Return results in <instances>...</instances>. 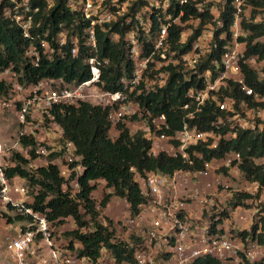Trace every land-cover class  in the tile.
I'll return each mask as SVG.
<instances>
[{"label":"built area","instance_id":"obj_1","mask_svg":"<svg viewBox=\"0 0 264 264\" xmlns=\"http://www.w3.org/2000/svg\"><path fill=\"white\" fill-rule=\"evenodd\" d=\"M10 2L12 7L4 11V16L18 25L25 39H30L33 14L37 12V9L32 10L29 0H10ZM47 3L50 7L52 0H47ZM178 3L185 5L188 0H179ZM170 4V0H67L69 10L87 23L81 34L84 40L83 45L93 52L96 51V30L106 31L118 21H121L122 25H131L130 30L124 34L123 41L127 47L128 57L133 63V72L129 79L120 80L123 86L122 91L109 92L102 89L99 79L102 68L108 64V60H98L96 57L86 59L85 63L89 67L91 76L88 81L78 85L68 84L61 79H48L36 85L24 86L17 81L10 69L0 72V82L8 86L7 99H0V116L5 110H12L20 127L17 141L9 148H4L0 141V206L3 209L8 203L13 206L22 204L28 194L27 188L18 184L20 179L9 180L4 173L5 169L14 166L12 161L14 154L29 159L31 148L22 147L19 143L20 137L33 139L36 144L34 146L36 158L27 164V169L34 170L44 166L48 162L47 156L57 153L59 155L51 163L57 167L63 180L62 191L68 193L70 198L75 197L78 192V177L84 169L80 164V157L75 155L74 145L60 142L63 131L51 115V110L57 106H78L79 103H87L108 109L110 130L115 131L113 137H110L112 140H115L119 134L116 128L118 123L124 124L126 118L136 116L134 120L140 121L137 125L138 131L142 132L144 138L150 142L152 156L164 153L170 157H180L189 165L194 164L187 151L189 147L205 144L207 149H215L221 140L233 139L236 129L255 130L264 127V109H252L245 100L237 102L231 97L218 100L220 89H226L231 82L236 84L245 96L252 97L255 102L264 101L246 85L243 72V66H246L257 73L254 69L257 61L264 62V60H258L257 56L245 57V43L239 41V38L248 34L242 29V21L264 23L258 18V15L264 11H259L253 20L251 17H240L242 8L247 6L251 9V6L247 4V0L233 1L235 13L234 22L230 27L231 36L224 47L220 70H215L216 74L213 76L210 71L202 74L196 72L198 64L211 52L213 40L211 32H201L193 41L191 49L179 58H176L175 52L168 50L169 27L182 25L179 16L173 18L167 14ZM195 8L198 12H202L203 8L200 4H195ZM209 13L213 16L211 10ZM219 14L220 12L217 16H213L214 28L222 26ZM152 17L158 23V27L153 31ZM196 20L199 22L198 19L194 21ZM182 33L179 43L185 42L181 40ZM220 38L225 39V36L221 35ZM69 39L72 44L71 54L76 56L78 38L70 36ZM110 39L116 42L119 35L114 33ZM66 41L67 31H60L56 37L57 44L63 46ZM145 43H150L152 48L147 55H145ZM40 45L45 52L52 53L46 41H41ZM26 56L31 59L32 64H36L38 53L34 46L31 45L28 48ZM169 64L181 65L185 78L188 73H197L198 78L202 79L205 85L201 90H188L187 97L193 101L195 108L193 112L185 115V119H193L207 101H212L222 113L212 126L219 129L221 126L228 125L229 132L222 136L214 130L200 131L185 121L179 131L168 136L163 132L168 129L164 116L152 118L146 112V117L143 118V112L135 98L164 87L168 74L158 71ZM183 108L187 109L188 106L185 105ZM261 112H263L262 116ZM249 119L253 122H248ZM48 131L55 132L54 141L47 138ZM193 156L201 159L199 153L193 152ZM5 157L8 161H4ZM240 163V155L230 151L221 159L205 162L203 169L198 171L177 170L170 176L156 172L146 173L143 177L135 174V181L144 198L143 203L138 207L137 215L130 216L129 213L127 217L119 221L110 219L113 221L114 240L133 247V263H118L104 250L101 251L95 263L87 257H78L74 250L64 248L62 242L57 240L54 234L55 229L45 215L31 210L25 211L31 216V221L16 228L14 236L7 240L5 256L9 264H192L197 259L205 257L213 258L221 264H244V262L264 264V246L248 237L242 239L239 235L243 231L250 232L253 226H256L257 234L264 233L263 212L256 214L258 209H255L250 214L252 218L248 219L238 211L241 207L232 209L229 206L232 209L229 213L223 211L218 205L222 202L217 200L216 195L190 192L179 197L176 194V189L182 185V182L187 181L181 180V176H188L190 181H195L216 175L219 176L216 179L217 191L223 190L229 197L227 200L230 201L233 193H241V191L233 189L229 192L228 188L231 186L221 184V180L227 177L216 172L220 170L229 177L232 175H236L237 178L242 177L238 169ZM246 182L248 184L243 185L246 187L244 191L250 195H256L260 190L259 185ZM91 184L96 185L91 198L98 202L95 201L96 209L101 210L99 203L104 195L111 193V189H106L107 192L99 200L96 193H102L100 184H103V187L106 184L103 180ZM210 184L208 182L206 187H210ZM219 185L223 186L222 189ZM263 190L264 188L261 189ZM260 194L258 199L247 202H262ZM112 198L115 199V197ZM191 200L196 201L199 206L198 219H192L186 208ZM212 209L219 213L218 216L211 223L206 221L199 225L203 213H208ZM104 210L101 211L102 216ZM222 212H225L226 216H222ZM240 220L245 223L242 229L238 228L242 224ZM103 225L106 226L105 221ZM212 225L215 233L210 231ZM33 244L37 248H33ZM39 249H43V252L50 256L49 261L41 263L35 261L34 257L39 254Z\"/></svg>","mask_w":264,"mask_h":264},{"label":"trees","instance_id":"obj_2","mask_svg":"<svg viewBox=\"0 0 264 264\" xmlns=\"http://www.w3.org/2000/svg\"><path fill=\"white\" fill-rule=\"evenodd\" d=\"M29 1L32 10L37 9V12L33 14L31 38L25 39L18 25L4 16V11L12 7V3L10 0H0V72L10 69L17 81L24 86L36 85L48 79H61L68 84L78 85L88 81L91 76L89 67L85 63L86 59L96 57L98 60H108V64L102 68L99 79L102 89L109 92L123 90L120 80L129 79L133 72V63L128 57L127 47L123 41L124 34L130 30L131 25H122L121 21H118L106 31L96 30V51L93 52L83 45L81 34L87 23L69 10L67 0H52L50 7L47 0ZM178 1L170 0L171 4L167 10V14L173 18L179 16L182 24L172 25L168 30V50L175 52L176 58L191 49L193 41L207 24L215 26L213 16L209 13L210 4H206L208 0L194 2L188 0L185 5H179ZM233 1L223 0L219 14L222 26L215 28L211 52L198 64L196 71L198 74L210 71L214 76L215 70H220L221 57L226 42L230 39V27L234 22ZM195 4L202 6V12L196 10ZM247 4L251 6V20L259 11H264V0H247ZM152 19L153 31L158 27V23L154 17ZM191 19H198L197 28L184 43H179L180 34ZM241 25L243 31L248 32L245 37L239 38L240 42L245 43V57L257 56L258 60H264V43L258 41L264 36V23L242 21ZM63 30L67 31V41L65 45L59 46L56 37ZM114 33L119 35L116 42L110 39ZM221 35H224L225 39H221ZM70 36L78 38L76 56L71 54ZM41 41L48 43L52 53L43 50ZM31 45L38 53L36 64H32L31 59L26 56V51ZM145 48L147 55L152 50L150 43H145ZM158 72L168 74L165 86L135 98L143 112V118L146 117V112L152 118L164 116L168 129L163 132L168 136L179 131L185 121L200 131L214 130L222 136L230 131L228 125L219 129L212 126L222 114L212 101H207L193 119H185V115L193 112L195 108L193 101L187 97L188 90H201L205 86L197 73H186L185 78L179 64L161 67ZM243 72L246 85L254 94L264 99V79H259L257 73L246 66H243ZM7 87L6 83L0 82V96L7 93ZM224 97H231L237 102L245 100L252 109H264V101L255 102L231 82L226 89H220L218 100ZM185 105L188 106L187 109L183 108ZM51 115L63 131L61 144L72 143L75 147V155L80 157V164L84 170L78 177V192L75 197L70 198L68 193L62 191L63 180L57 167L51 163L59 155L57 153L49 154L48 162L44 166L34 170L27 169V164L36 158L34 154L36 144L33 139L20 137L21 146L31 148L29 159L14 154L12 157L14 166L5 169L4 173L9 180L18 178L23 181L31 200L30 202L25 200L17 206L8 203L0 214L8 225L19 224L22 227L24 223L31 221V216L25 212L31 210L45 215L53 228L60 230L70 219L74 228L63 232L64 239H58L59 235H55L57 240H60L63 246L65 244L64 248L74 250L78 257H87L93 263L100 257L102 250L118 263H133V247L114 240L113 221L102 216L101 211L106 208L110 199L115 197L126 201L130 216L137 215L138 207L143 203L144 198L135 181V174L143 177L146 173L156 172L170 176L177 170L198 171L203 169L205 162L221 159L226 153L233 151L241 157L238 169L242 177L248 182L257 183L260 190L254 196L248 193H233L229 206L232 209L248 208L246 202L258 199L261 189L264 188V127L255 130L236 129L233 139L221 140L215 149H207L205 144L189 147L187 151L194 162L193 165H189L180 157H170L164 153L152 156L150 142L144 138L143 133L137 131L131 134L123 123H118L116 128L119 134L115 140H112L109 136L108 109L79 103L78 106L54 107ZM193 152L199 153L201 159L195 158ZM98 180H103L105 187L111 189V193L104 195L99 203L101 210L96 209V203L91 198L92 192L96 189V185L91 183ZM221 215L226 216L225 212ZM104 221L106 226L103 225ZM210 231L215 233L213 225ZM255 231L256 226H253L250 232L243 231L239 235L242 239L248 237L264 246V233L257 234ZM192 264L221 263L205 257L197 259ZM244 264L260 263L244 262Z\"/></svg>","mask_w":264,"mask_h":264},{"label":"rangeland","instance_id":"obj_3","mask_svg":"<svg viewBox=\"0 0 264 264\" xmlns=\"http://www.w3.org/2000/svg\"><path fill=\"white\" fill-rule=\"evenodd\" d=\"M206 4H210V10H211L213 16L215 17L220 12L223 3H222V0H208L206 2ZM251 14H252L251 13V9L249 7H247V6H245V7L242 8V12L240 14V17H245L246 16V17L250 18ZM258 18L260 19V21L264 22V13H260L258 15ZM197 25H198L197 20L196 21L190 20L187 23V25L185 26V28H184V31H183L182 36H181V40L185 41V39L194 32V30L197 28ZM203 31L207 32V33L211 32L212 36H213V32L215 31L214 25L213 24L206 25L203 28L202 32ZM259 41L264 43V37L259 39ZM254 69L258 73L259 79H264V62L257 61V64L254 67ZM1 98H6L7 99V94L1 95L0 99ZM254 121H256V119H254ZM248 122H253V121H251L249 119ZM139 123H140L139 120H134L133 118H130V119L126 118L124 120V124L127 126V128L129 129L131 134H134L136 131H138L137 125H139ZM19 132H20V127L17 124L15 113L12 110L3 111L1 116H0V141H1L2 145H4V148H9L11 145H13V143L15 141H17ZM114 133H115V131L110 130L109 136L112 138L113 137L112 135ZM46 134H47V138L49 140L54 141L56 139L54 131H48ZM4 161H8V158L5 157ZM38 164H40V163H38ZM216 173H219V174H221L224 177H229L228 174H224L223 171H220V170L217 171ZM238 180H239V183L236 186L229 187L228 191L230 192V191H232L234 189V187H236V189H239L241 191V193H246L244 191L246 189V187L245 186L241 187L242 185H244V183H243L244 180H242V178L240 176H238ZM234 181H237V180L234 179ZM18 184H20V185L25 187V183L23 181H18ZM100 187L102 189V193H100V192H98V194L96 193V196L99 198V200L101 199L102 195H104L107 192L106 191L107 188L103 187V184H100ZM222 187L223 186L219 185L220 189H222ZM101 189H99V191H101ZM13 196L17 197L16 195H13ZM25 200L27 202L28 201L30 202L31 197L27 195ZM228 201L229 200H224V202L218 203L220 208L223 211H226L227 213H229V211L232 210L231 208H229V205H228L229 202ZM121 203L122 202H121L120 199H117V198L112 199L111 200V204H110V206L108 208V212L111 215H113V216H115V215H119L120 216L125 211L124 206ZM247 205H248V208L247 207H241V209H239L238 211L240 212V214H243L248 219L250 217L252 218V215L250 216V214L255 209H258L256 214L259 213V212H263L264 213V198H263L262 202H250L249 201V202H247ZM113 209H114V211H113ZM245 210H250L251 212H249V214H248V212H245ZM3 211H4L3 207L0 206V213H2ZM218 214L219 213L215 209H212L208 213L204 212L203 216H202V221H200L198 224L199 225L203 224V222H206V221L211 223V221L216 216H218ZM0 222H2L3 224L8 225V223H6V220L1 217V214H0ZM239 222H241L242 224H240V226H238V228L242 229L245 226V223H244V221H241V220ZM19 226H20L19 224H15V225L14 224H9L8 225L9 231L13 234L12 236H14V230L16 228H18ZM73 228H74V225H73L72 221L69 219V220H67L65 222V224L63 226V229H61V230L60 229H55V235L56 236L59 235L58 239L59 238L60 239H64L65 237L63 236V232L70 231ZM0 244H1V248H0V264H9L8 259L4 255V249H5L4 246L6 245V243L4 245V240L2 241V239H1ZM64 246H65V244H64ZM33 248H37L35 244H33ZM3 256H4V258H2ZM34 259H35L36 262L41 263L42 261H49L50 256L46 252H43V249H39V254H37L34 257Z\"/></svg>","mask_w":264,"mask_h":264},{"label":"crops","instance_id":"obj_4","mask_svg":"<svg viewBox=\"0 0 264 264\" xmlns=\"http://www.w3.org/2000/svg\"><path fill=\"white\" fill-rule=\"evenodd\" d=\"M262 113L263 112H261V116H262ZM218 177L219 176L211 175L208 179L200 178V179H197L195 181H190L188 176H181V178H180L181 180L182 179H186L187 181L182 182V185L176 189V194L179 197H182V196H184V195H186V194H188L190 192H197L198 194H201V195L213 194V195H216V198H217L218 201L223 202V200H227L229 197L227 195H225V192L223 190H220L219 192L217 191L216 183L218 181H216V179ZM234 179H236L237 181H234ZM242 180H244V179L242 178ZM208 182L211 183L210 187H206V184ZM238 183H239V180L236 177V175H232V177H227V178L221 180V184L225 185V186L233 187V186H236ZM243 183L245 184L247 182L244 181ZM234 189H236V187H234ZM260 197L263 200V198H264V190L261 191ZM112 199H114V198H111V200ZM111 200L107 204V206H106V208L104 210V215L106 217H108V218H110V219H112L114 221H119L122 218L127 217L129 215L128 205H127L126 201L123 200V199H120V200L122 202L121 204L124 206L125 211L120 216L119 215H115V216L111 215L108 212V208H109V206L111 204ZM191 201H190L191 203L189 202V204L187 205L186 208H187L188 212L190 213V216H191L192 219H198L200 217V213H199V210H198L199 206L196 203V201H194V200H191ZM113 211H114V209H113ZM246 212H248V214H249V212H251V211L247 210ZM235 213H237V211H235ZM15 230H14V232H15ZM12 235L13 234L8 229V225L3 224L2 222H0V242H1V239H2V241L4 240V245H5L7 240L10 237H12ZM0 248H1V244H0ZM4 248H5V246H4ZM4 255H5V249H4ZM2 258H4V256Z\"/></svg>","mask_w":264,"mask_h":264}]
</instances>
